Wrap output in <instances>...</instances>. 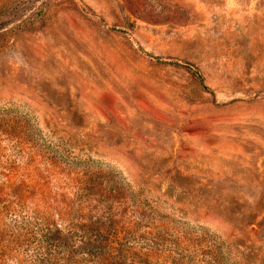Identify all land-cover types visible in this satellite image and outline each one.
Returning <instances> with one entry per match:
<instances>
[{"label":"rangeland","instance_id":"374dc122","mask_svg":"<svg viewBox=\"0 0 264 264\" xmlns=\"http://www.w3.org/2000/svg\"><path fill=\"white\" fill-rule=\"evenodd\" d=\"M0 264H264V0H0Z\"/></svg>","mask_w":264,"mask_h":264},{"label":"trees","instance_id":"16d2710c","mask_svg":"<svg viewBox=\"0 0 264 264\" xmlns=\"http://www.w3.org/2000/svg\"><path fill=\"white\" fill-rule=\"evenodd\" d=\"M187 69H189L194 75H199L191 66H185Z\"/></svg>","mask_w":264,"mask_h":264}]
</instances>
